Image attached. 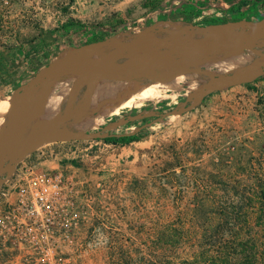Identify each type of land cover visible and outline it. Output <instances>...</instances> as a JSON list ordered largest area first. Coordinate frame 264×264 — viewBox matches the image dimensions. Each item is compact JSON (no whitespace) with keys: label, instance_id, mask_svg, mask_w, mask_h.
I'll return each mask as SVG.
<instances>
[{"label":"rangeland","instance_id":"1","mask_svg":"<svg viewBox=\"0 0 264 264\" xmlns=\"http://www.w3.org/2000/svg\"><path fill=\"white\" fill-rule=\"evenodd\" d=\"M262 19L264 0H0V98L9 100L0 135L13 99L55 60L102 58L115 42L166 38L190 25ZM202 64L179 62L157 71L155 78L139 80H168L184 72L194 76L185 77L195 85L182 86L197 90L218 75ZM99 81L88 111L77 126L76 115L68 129L83 131L102 113L104 124L86 131L127 115L166 112L193 93L113 118L106 114L130 81ZM51 84L31 98L32 122ZM83 100L84 89L75 95L74 107ZM149 122L110 133H130ZM136 135L126 143L45 144L17 165L15 176L26 168L52 171L68 186L72 208L53 264H264V76L216 92L191 111ZM9 184L0 189V217L8 208ZM0 264L43 263L0 226Z\"/></svg>","mask_w":264,"mask_h":264},{"label":"water","instance_id":"2","mask_svg":"<svg viewBox=\"0 0 264 264\" xmlns=\"http://www.w3.org/2000/svg\"><path fill=\"white\" fill-rule=\"evenodd\" d=\"M193 31L201 35L189 36ZM168 35L166 38L137 37L115 42L113 50L102 58L91 59L86 56L63 58L39 70L22 87L9 106L7 122L0 135V189L4 181L14 173L17 165L45 144L105 140L134 135L155 122L191 111L216 92L249 84L264 76V19L226 22L207 27L190 25L169 32ZM245 52L255 53V57L240 68L209 77L199 90L188 95L181 105L172 110L127 115L109 122L98 131L63 129L64 124L70 122L88 105L92 88L99 80L130 81L145 77L155 78L157 71L179 62L191 66L200 64L212 56ZM73 71L77 72V80L68 92L63 111L61 110L55 118L33 126L21 141L24 130L32 122L30 101L37 89L58 76H66ZM82 89H84L83 104L75 108L73 105L75 95ZM22 103H25V106L21 113L17 114L18 107ZM143 120L150 122L129 134L110 133L129 123Z\"/></svg>","mask_w":264,"mask_h":264},{"label":"built area","instance_id":"3","mask_svg":"<svg viewBox=\"0 0 264 264\" xmlns=\"http://www.w3.org/2000/svg\"><path fill=\"white\" fill-rule=\"evenodd\" d=\"M9 182L8 208L0 217V226L18 247L38 256L43 264H53L72 208L65 180L52 171L26 168L3 186Z\"/></svg>","mask_w":264,"mask_h":264},{"label":"bare ground","instance_id":"4","mask_svg":"<svg viewBox=\"0 0 264 264\" xmlns=\"http://www.w3.org/2000/svg\"><path fill=\"white\" fill-rule=\"evenodd\" d=\"M147 38H153V37L148 36ZM252 58L253 57L251 55V52H245V53L233 54V55H216L209 57L208 59L203 61L204 64L199 65V67L205 69L207 72L222 74L244 66L245 64L250 62ZM185 76H192V75L186 74L184 72H179L168 80L167 79L154 80L148 82H141L139 79L130 80V84H128L126 87L125 94L117 103H115L112 106V108L109 110L106 116L108 115L114 118L119 116L120 113L125 110L138 108L144 104L155 105L163 100H174L175 98L180 96V93L184 92L183 94L186 95L191 92H196L201 88V87H197V90H195L189 87L182 86L185 83L195 85L191 83ZM76 78L77 75L73 73L58 78L60 80V83L58 85L57 92L54 97L53 106L50 110L49 108L50 96L53 93L54 88L56 86V79L52 80V84L49 90L47 91L46 95L44 96L40 109L36 110L32 124L24 130L21 141L24 140L29 130L35 124H38L39 122L41 123L51 120L59 115V113L61 112V108L66 100L67 94L69 92L70 82H74ZM104 80L110 82L121 81V80L113 81L109 79H104ZM99 85H100V81L96 82L92 88L91 93L95 92ZM8 105H9V100H6L5 98L4 99L0 98V132L3 129V125H4L3 115L8 108ZM87 111H88L87 108L86 109L84 108L78 114L76 126L79 124L81 120V119L79 120L80 116ZM104 118H105L104 113L99 114L94 119L90 120L89 123L82 128L83 131H86L87 129H95L99 125L104 124L105 122ZM72 121L73 119L70 122L64 124L63 129L69 131H80V130L68 129V126L72 123Z\"/></svg>","mask_w":264,"mask_h":264},{"label":"trees","instance_id":"5","mask_svg":"<svg viewBox=\"0 0 264 264\" xmlns=\"http://www.w3.org/2000/svg\"><path fill=\"white\" fill-rule=\"evenodd\" d=\"M226 1H231V0H226ZM135 139H137V135L135 136H129V137H120V138H107L103 141L105 142H113V143H126V142H132L134 141Z\"/></svg>","mask_w":264,"mask_h":264},{"label":"crops","instance_id":"6","mask_svg":"<svg viewBox=\"0 0 264 264\" xmlns=\"http://www.w3.org/2000/svg\"><path fill=\"white\" fill-rule=\"evenodd\" d=\"M55 79H56V86H55V88H54L53 93H52L51 96H50V103H49V108H50V110H51V108H52V106H53L54 97H55V95H56L57 88H58V85H59V83H60V80H59L58 78H55ZM46 93H47V92H46Z\"/></svg>","mask_w":264,"mask_h":264},{"label":"flooded vegetation","instance_id":"7","mask_svg":"<svg viewBox=\"0 0 264 264\" xmlns=\"http://www.w3.org/2000/svg\"><path fill=\"white\" fill-rule=\"evenodd\" d=\"M65 105H66V102H65L64 106L61 108L62 111H63ZM141 131H142V129L139 130L138 132H136L134 135H129V136H135L136 134H138V133L141 132ZM126 134H129V133H126ZM129 136H126V137H129ZM123 137H124V136H123Z\"/></svg>","mask_w":264,"mask_h":264}]
</instances>
